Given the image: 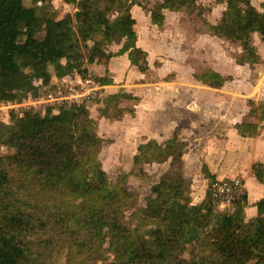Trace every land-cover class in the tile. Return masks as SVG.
<instances>
[{
	"label": "trees",
	"instance_id": "1",
	"mask_svg": "<svg viewBox=\"0 0 264 264\" xmlns=\"http://www.w3.org/2000/svg\"><path fill=\"white\" fill-rule=\"evenodd\" d=\"M198 1L159 0L142 8L161 30L166 11L192 10ZM225 1L219 24L205 21L208 32L239 43L251 67L261 64L253 35L264 41V2L259 9L252 0ZM65 2L77 9V27L70 15L55 18L54 0H0V106L39 95L54 79L86 76L87 63L117 38L125 43L112 57L128 53L139 72L149 70V54L137 45V0ZM86 42L93 44L88 59ZM195 79L211 86L226 83L214 70ZM100 82L114 85L109 77ZM255 104L250 101L254 107L237 127L242 137H256L264 123V101ZM127 113L135 116L134 109L116 107L109 119ZM100 142L99 122L86 105L45 114L13 111L9 122L0 118V264H264V198L256 203L253 223L245 210L248 195L234 212L218 215L208 195L194 206L191 183L166 172L146 206L132 211L130 178L150 181L146 165L169 158L172 169L182 165L188 144L178 134L164 143L146 142L132 170L116 182L103 167ZM81 164L94 178L83 186L67 177ZM253 169L264 183V163ZM108 255L112 260L101 262Z\"/></svg>",
	"mask_w": 264,
	"mask_h": 264
},
{
	"label": "rangeland",
	"instance_id": "2",
	"mask_svg": "<svg viewBox=\"0 0 264 264\" xmlns=\"http://www.w3.org/2000/svg\"><path fill=\"white\" fill-rule=\"evenodd\" d=\"M157 1L159 0H137V5L133 9V14L137 20L136 31L141 38V45L147 49L146 51L149 54V70L145 73L146 77H140L142 73L134 69V73L124 74V78L118 81L119 86L125 87L110 90L112 98L110 97L111 101L107 98L110 101H108L109 103H104L105 105L101 108L95 105L107 101L104 98L103 101H96L89 105L84 104L91 110V114L98 122H103L106 119L109 120L112 110L120 104H124L129 110L133 109L136 102L132 100L133 102L130 104L127 100L124 101L122 93L123 95L129 94L130 98H133L132 93L137 92V88H142L140 91L146 89V95L152 94V91L157 92L161 86L166 87L171 97L167 95L165 102L171 101L167 106L175 107V110H170L177 117V121L174 122L175 124H179L180 118H185L188 120V123L195 125L193 119L187 115L190 108L191 111L195 108L201 111L209 107L205 111L212 110V113L216 114L217 110L214 107H224L230 114L239 113L245 116L254 107L250 105V101H254L255 105L259 104L260 101H264V63L262 62L255 67H251L248 62L238 60L237 67L234 68L232 61L226 56L231 55L235 58L243 56L241 45L236 42H229L218 37H213L208 32V26L205 21H208L210 24L219 23L228 6L225 0H199L197 6L192 10L187 9L180 13L166 11L167 19L164 28L161 30L151 24L150 15L146 12L144 13L142 8L144 6L152 7ZM263 1L252 0V3L260 9ZM54 5L56 7V19H62L70 15L73 17L74 26L77 27L79 16L76 13V7L66 4L65 0H54ZM257 41L260 45L262 39L260 38ZM111 43H113L111 44V49L107 45L99 53H96L97 58L100 54L106 55L102 65L104 68L108 65L106 60L109 62L113 58L112 55L120 51L125 40L117 38ZM82 45L88 59L93 44L86 42ZM106 50L110 52L106 53ZM225 57L229 60L225 59L227 63L224 61V64L220 66L226 78L224 85L211 86L200 81L197 82L195 79L196 75L204 74L213 69V65L211 64L213 59L224 60ZM23 70L28 72L29 65L23 66ZM89 73L91 72L89 71ZM93 74L99 81L100 78H103V74L99 76L95 73ZM141 80H145L149 84L143 87L140 83L142 82ZM130 81H135L136 86L131 85ZM169 84H172V86ZM124 90L128 91L124 92ZM105 91L108 92L109 90L105 89ZM173 91L179 94L173 96ZM92 105L95 106L93 107ZM157 105H162V101H157ZM24 106L27 107V104L25 105L24 103ZM25 110L27 109L20 106V104L6 103L0 106V118L5 122H9L13 111L22 115V111ZM134 112L136 113V108H134ZM127 115L131 117V113H127ZM123 117L125 116H121L120 118ZM253 119L256 122H261L259 117H253ZM139 129L136 120H130L128 124L122 123L112 126L109 123L102 124L100 132V144L103 149L101 160L104 169L108 172L113 182H116L117 177L121 173L129 169L131 157L138 153L141 147L137 136ZM237 138L239 140L242 139L238 135ZM262 139L264 141V136ZM209 141L210 149L213 147L215 141L212 139ZM221 156L223 168L234 172L235 177H240L247 181L250 201L255 204L258 201L255 195L257 194L256 189L261 184L252 176L254 175L253 166L258 160L252 155L250 148L249 152L244 147L239 149L224 148ZM262 157L264 158V156ZM67 177L69 180L82 186L90 180H94L92 172L83 164L75 170L70 171ZM211 181L212 179H210V183ZM129 184L134 192L132 211H139L146 206V200L152 194L153 185H140L137 181L133 180ZM207 195V191H202L200 186H198L194 194L195 203L201 204ZM251 213H248V221L253 223L257 215L251 217L249 215ZM111 260L112 257L108 255L101 262H109Z\"/></svg>",
	"mask_w": 264,
	"mask_h": 264
},
{
	"label": "crops",
	"instance_id": "3",
	"mask_svg": "<svg viewBox=\"0 0 264 264\" xmlns=\"http://www.w3.org/2000/svg\"><path fill=\"white\" fill-rule=\"evenodd\" d=\"M220 21L221 19L219 20V22ZM213 25H217V24H213ZM260 38L262 39V37L258 33H254L253 35L254 45L261 56L262 59L261 61L264 63V41L262 40L261 44L259 45L257 40ZM111 44L113 43H110L108 46L110 47V49H111ZM137 45L138 47L147 50L145 47L141 45L140 36L138 37ZM109 52H110L109 50H106V53ZM242 53L244 56L243 48H242ZM243 56H241L240 58L237 57L235 58L231 55H228L226 57L230 58V61H232V66L236 68L238 60L241 61L243 60L244 62H247L245 59H243L244 58ZM226 57L224 58V60L213 59L211 61V64L213 65L212 70L221 74L223 77L224 74L222 73L220 66L224 64V61L225 63H227L225 60L227 59ZM105 58L106 55L103 54H100L98 58L96 56L97 61L95 60L94 63L89 64L88 68L91 73H95L98 76L100 74H103V77H109L110 79L114 80V85H106V88L109 90L108 99L111 101L110 97L112 98L111 96L112 92H110V90L114 88L125 87V86H119L118 81L124 78V74L128 75L129 73H134L135 72L134 69L136 68L132 66L129 60L128 53L122 56L113 57L112 59L109 60V62L106 60L108 65L104 68L102 65L104 63ZM140 77H146V74L142 73ZM57 80L58 79H54L53 82H56ZM141 81L142 82L140 83L141 85H143V87H146L149 84L145 80H141ZM134 82H131V85L136 86ZM169 85L172 86V84ZM141 89L142 88H137V92L132 93L133 98H124V97L122 98L124 101L127 100L128 103L130 104L133 102L132 100L136 102V105H134V108H136V113H135L136 116L133 117L131 115V117H133L131 118L126 114L125 117L115 119L114 121L110 119L109 120L104 119L105 121L99 122L100 132H101L102 124L104 123L107 124L109 123L112 126L122 123L128 124L130 120H136L137 126L138 128H140L137 136L140 141L141 147L138 153L134 154L131 157L129 169L126 170L125 173H129L132 170L134 164V157L141 153L143 145L149 140H156L159 143H164L171 140L175 134H178L180 140L187 143L188 146L186 148L184 161L182 165L177 169L171 168L172 159L169 158L168 161L164 164L156 163L153 165H146V171L152 177L150 181L130 178L129 183L131 180H133V181H137V183H139L140 185L144 184L147 186V184H152L154 186L159 183L161 176L166 172H170L174 175H182L185 179H187L191 183L193 205L197 206L199 204L195 203L194 194L198 186H200L202 191L204 190L207 191L208 193V186L210 184V179L214 180L217 178L218 179L235 178L234 172L229 171L222 167L221 153H223L224 148L239 149L244 147L246 148V150H248V152L250 148V152H252V155L258 160V162H256L255 164L259 162L264 163V158L262 157L264 156V141L262 139L264 136V123L259 131V134L256 137H247V138L242 137L240 136L237 127L242 123L244 119V114L243 115L239 113L230 114L228 110L224 107H214L217 110V112L216 114H213L212 110L208 112L205 111L209 109V107H207L208 109L205 108V110H201V111H198V108H195L193 111H191V108L189 109V114L187 115L193 119L195 125H192V123H188V120L185 118H180L179 124H175L174 122L177 121V117L174 115V113L170 111V110H175V107L167 106V104L171 103V101L165 102V97L167 95L171 97L167 92L166 87L161 86L157 92L152 91V94H146V95H145L146 89L140 91ZM126 91L128 90H124V92ZM176 94L179 93L173 91V96H176ZM108 99L107 101H104L101 104H95V105L98 108H101L102 106L105 105L104 103L110 102ZM157 101L159 102L162 101V105H157ZM95 105L92 106L94 107ZM118 107L128 109L124 104H120ZM237 135L240 138L247 140H242V139L239 140L237 138ZM211 139L214 140L215 143L213 144V147L209 149L210 147L209 140ZM245 152L247 153V151ZM208 155H210V157H208ZM252 176L256 178L255 173ZM245 182L248 189V203L245 210L247 216L248 213L252 212L249 215H251V217L252 216L255 217L258 214L256 203L262 198H264V183H261L259 181L261 186L256 189L257 194H255L256 197L258 198L257 199L258 201L255 204H253L250 201V193H249V187L247 181Z\"/></svg>",
	"mask_w": 264,
	"mask_h": 264
},
{
	"label": "built area",
	"instance_id": "4",
	"mask_svg": "<svg viewBox=\"0 0 264 264\" xmlns=\"http://www.w3.org/2000/svg\"><path fill=\"white\" fill-rule=\"evenodd\" d=\"M105 89H107L106 86L95 78L93 73H88L86 76L74 74L62 80L58 79L50 86H45L39 95H30L22 102L13 100L8 103L20 104L27 110L45 114L48 109L58 111L62 107L89 105L96 101H103L104 98L109 97ZM247 195L246 182L240 177L217 178L208 186L210 203L218 215L234 212L238 204L245 201Z\"/></svg>",
	"mask_w": 264,
	"mask_h": 264
}]
</instances>
